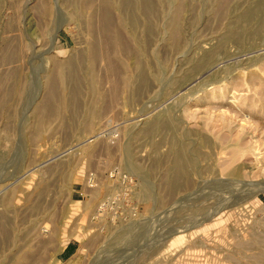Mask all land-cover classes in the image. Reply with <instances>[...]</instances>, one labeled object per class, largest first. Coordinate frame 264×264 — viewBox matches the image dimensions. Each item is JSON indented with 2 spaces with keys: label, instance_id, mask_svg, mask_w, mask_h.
I'll return each mask as SVG.
<instances>
[{
  "label": "rangeland",
  "instance_id": "obj_1",
  "mask_svg": "<svg viewBox=\"0 0 264 264\" xmlns=\"http://www.w3.org/2000/svg\"><path fill=\"white\" fill-rule=\"evenodd\" d=\"M0 264H264V0H0Z\"/></svg>",
  "mask_w": 264,
  "mask_h": 264
}]
</instances>
